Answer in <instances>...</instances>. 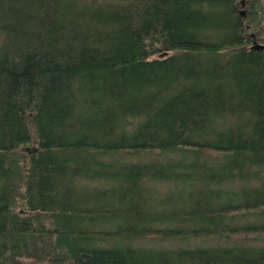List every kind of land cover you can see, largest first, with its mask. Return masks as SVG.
<instances>
[{
    "label": "trees",
    "instance_id": "16d2710c",
    "mask_svg": "<svg viewBox=\"0 0 264 264\" xmlns=\"http://www.w3.org/2000/svg\"><path fill=\"white\" fill-rule=\"evenodd\" d=\"M254 41L264 0H0V264H264Z\"/></svg>",
    "mask_w": 264,
    "mask_h": 264
},
{
    "label": "rangeland",
    "instance_id": "374dc122",
    "mask_svg": "<svg viewBox=\"0 0 264 264\" xmlns=\"http://www.w3.org/2000/svg\"><path fill=\"white\" fill-rule=\"evenodd\" d=\"M241 10H244V9H241ZM262 44V43H261ZM24 152L27 153V154H32V148L31 147H26L24 149ZM249 238H252V236H249ZM18 261L17 264H37L35 261L33 260H29V259H24V258H19V259H16ZM38 264H42V263H38Z\"/></svg>",
    "mask_w": 264,
    "mask_h": 264
},
{
    "label": "water",
    "instance_id": "95a60500",
    "mask_svg": "<svg viewBox=\"0 0 264 264\" xmlns=\"http://www.w3.org/2000/svg\"><path fill=\"white\" fill-rule=\"evenodd\" d=\"M250 48H252L253 50H256V51L257 50H264V45L259 44L258 42L254 41L253 45ZM34 151H37V149L34 148V150H32V152H34Z\"/></svg>",
    "mask_w": 264,
    "mask_h": 264
}]
</instances>
